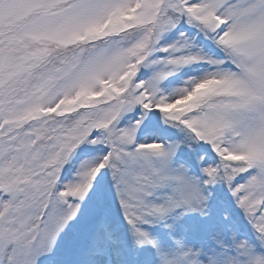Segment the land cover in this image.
<instances>
[{
    "label": "snow or ice",
    "instance_id": "1",
    "mask_svg": "<svg viewBox=\"0 0 264 264\" xmlns=\"http://www.w3.org/2000/svg\"><path fill=\"white\" fill-rule=\"evenodd\" d=\"M0 264H264V0H0Z\"/></svg>",
    "mask_w": 264,
    "mask_h": 264
},
{
    "label": "rangeland",
    "instance_id": "2",
    "mask_svg": "<svg viewBox=\"0 0 264 264\" xmlns=\"http://www.w3.org/2000/svg\"><path fill=\"white\" fill-rule=\"evenodd\" d=\"M197 69H187L184 73L181 74V77L176 78L175 83L179 85L181 78H186L189 75H193L197 73Z\"/></svg>",
    "mask_w": 264,
    "mask_h": 264
}]
</instances>
